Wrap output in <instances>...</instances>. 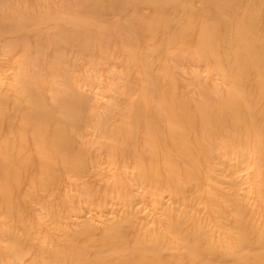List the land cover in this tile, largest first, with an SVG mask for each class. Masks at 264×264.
I'll list each match as a JSON object with an SVG mask.
<instances>
[{"label":"rangeland","instance_id":"rangeland-1","mask_svg":"<svg viewBox=\"0 0 264 264\" xmlns=\"http://www.w3.org/2000/svg\"><path fill=\"white\" fill-rule=\"evenodd\" d=\"M119 1L115 11L112 0H0V119L40 118L34 94L54 116L73 91L93 95L96 107L70 157L79 167L27 165L34 185L14 195L26 208L0 216V264H264V0H244L234 16L221 0ZM132 1L140 8L125 12ZM211 18L218 56L192 45L191 23ZM57 29L94 44L54 43ZM179 109L209 116L188 127L192 160L168 144L176 129L166 116ZM69 120L59 137L76 141ZM47 128L25 139L51 142Z\"/></svg>","mask_w":264,"mask_h":264},{"label":"bare ground","instance_id":"bare-ground-1","mask_svg":"<svg viewBox=\"0 0 264 264\" xmlns=\"http://www.w3.org/2000/svg\"><path fill=\"white\" fill-rule=\"evenodd\" d=\"M105 1H108V0H105ZM150 2H151V0H150ZM152 2L159 3V0H153ZM243 2H244V0H221V2L217 4V7L220 8V10L226 11L228 14H231L232 16H234V15H236L237 10H235L233 8L237 9V7L243 5ZM81 3L82 2H79V4H81ZM128 3H126L124 6L125 12H128L129 9L131 8V6H136V8H140L139 5L142 4V2H140L141 3L140 4V3H137L134 1L130 2L129 4ZM109 6L112 10L117 11L118 9H121L123 7V3L120 2L119 0H112V3L109 2ZM161 6H163V5H161ZM198 11L199 10L195 7L191 8V6H189L188 8H186V12H189V14L194 16V17H196V14L199 13ZM245 12L247 15V13H248L247 8H245L242 12L240 11L242 16L245 14ZM95 13L100 18L106 17V15L103 14L102 10L99 7H96ZM171 14H172V12H171ZM171 14H169V15H171ZM174 14L177 15L178 13H174ZM245 17L244 18L241 17L240 20L242 21V23H243V20L245 19ZM136 21H137V19H136ZM217 21L218 20L216 18H211L207 25L199 26V28L195 27V24L193 22L191 23L190 27L195 28L194 29L195 33L192 35V38H193V36H195V40H193L192 45H194L197 50H200V49L205 50L206 46H207L209 48V49H207V51L210 54L218 56L216 54V51H217V49H219V44L221 45V41H222L221 40V33H220L219 29L216 31L212 27V26H214L215 23H217ZM170 29H172V28H170ZM151 30H153V29L151 28ZM56 31H58V32H55V34H57L56 35L57 39L54 41V43L65 44V46L67 45L68 47H75L79 51H85L89 47H91V45L94 44V40H92V39L90 40L89 37L87 36V34H84L81 31H61L59 29H57ZM241 32H242V36H248V37L252 36V32H251V34H249L248 31L245 32L244 29H242ZM35 35H36L35 38L36 37L41 38L43 36L42 33H37ZM105 36H109V38H111L113 36V33L107 32V34ZM170 41H173V35L168 37L167 42L170 43ZM47 42H48V40H47ZM194 46H192V47L194 48ZM215 60H217V59H215ZM92 96H88L87 94H84V93L78 94L76 91L71 92V94H69V95L62 96V100L64 102L69 103L70 106L64 107L61 110V113L63 114V116L59 117V116L52 115L53 111H52L51 107L48 106L45 102L41 101L37 97V95L34 94L33 95V103H34L36 109L41 112L40 118L35 119L33 121H21V122H18L19 125L18 124L15 125V123H13L12 120L0 119V121H4V123H5L0 128V151L2 152V150H3L4 152H2V153L5 154L4 156H0V166L2 169H4L3 171H5V169H7L9 167H12V172H13L12 176L7 177V178L3 177L4 172L2 174L0 173V175H2L0 177H3V179H0V216L1 217H4L6 215H10L11 213L14 214V212L18 213L21 211V208H23V207L26 208V202L21 201V200L19 201L18 198L14 197V195H15V193H17L19 188L21 190H24V191L25 190L29 191L32 189V187H29V186H31V184L34 185V183L32 181H31V184L29 183L30 180H33V179L29 178L30 174L25 173V170H27V168H26L27 165H29L30 167L38 166V165H40V166L44 165L45 167H38V168H40V169L43 168L44 171L46 170L47 172L53 170L52 168L53 167L56 168L57 166H59L58 172L60 170V167H63L65 169L66 168L67 169L68 168L74 169L75 167L76 168L79 167V165L81 163L79 164V162H76V159H75V158H77L76 156L74 157V159H75V161H74V159H73L74 154L73 153L75 152V146L80 144L77 142L78 141H85V140H87V137H89L88 136L89 132L86 131L87 128L85 126L89 125L91 123V121L93 120V118H95V116L92 115L91 117L88 116V118H87L86 115L89 114V111L93 110V108H96L95 106H90V104H89V102L92 101V99L94 98V96L93 97ZM4 104H5L4 100H2L0 98V110L4 106ZM170 113L171 112L168 113V116H166V118L168 119V122L170 123L171 131L176 129V132L170 134L169 137L167 138L168 142H170V143H168V144H170L169 147L172 148V145L175 146L176 150L179 151V153H181L180 154L181 157L183 155L184 158H187V159L190 158L191 160L197 158V156L191 151L192 148L195 149V142L191 139V133H190L188 127H189V125H191L190 123H194V122L201 123V122H205V121L207 122L209 116L206 114H203V112L199 113V114H195V113H191V112L189 113V111L186 109H179L178 111L175 110V113H173V112L171 114ZM169 114H170V116H169ZM0 115H2V114H0ZM67 119L68 120L70 119L67 126L71 130L74 131V134H76L78 136V139H76V141L73 138H71L72 137L71 134H69V136L65 135L66 137H64V138L59 137V134H61V133L63 134L64 132L67 131L66 126L64 127V125H60L62 121L64 122V120H67ZM39 126L43 127V128L48 127L47 130L50 129L49 133L46 135L49 138L52 137L51 142H50V140H48V142L45 140L43 141V138H46V136L42 137L40 140L33 139V138L32 139H25L29 135L31 136L32 134L39 135V133L35 132L37 130V128H39ZM4 131L7 132V135H8L7 137H5V136L1 137L2 134L5 133ZM11 132H12V134H11ZM44 133H45V131H44ZM151 140H153V138H151ZM153 142L155 143L154 140H153ZM36 152H42L44 154L40 153V156H37L34 159L31 158L28 160L27 156L30 158L31 156L35 155ZM71 155H73L71 158L72 160L70 159ZM94 156H95V154H94ZM40 157L45 158V160H47V161L44 160V162H43V158L40 159ZM122 161H123V158H122ZM138 161H139V159H138ZM123 163H125V162H123ZM139 163H140V161H139ZM154 163H155V158H152V160L150 161V164L153 165ZM140 165H143V164H140ZM2 169H1V172H2ZM34 169H35V167H34ZM29 170H30V168H29ZM39 172H41V170H39ZM39 172L36 173V176L40 174ZM75 172H77V171H75ZM43 174H44V172H43ZM7 175L9 176V174H7ZM45 175H47V174H45ZM81 176H83V174ZM40 177H43V176H40ZM8 178H10V179H8ZM38 179L39 180L37 183L39 185L40 178H38ZM41 179H43V178H41ZM36 180H37V177H36ZM48 180H51V179H48ZM74 180L76 181L77 179H74ZM84 181H86V180H84ZM104 184L105 183H103V186H104ZM27 185H29V186H27ZM56 186H57V184H56ZM21 187H23V188L27 187V188L23 189ZM40 187H38L37 189H39ZM67 187H69L68 184H67ZM53 190L55 191L54 188H53ZM109 190H110V188H109ZM24 191H22V193H24ZM99 193H101V191ZM102 194H103V192H102ZM32 195H33V193H32ZM46 195H45V197H46ZM73 195L74 194H72V196ZM83 196L85 197V193L83 194ZM64 197H65V195H64ZM97 197H99V194ZM79 198H81V196ZM70 199H71V197H70ZM82 199H81V201H82ZM48 200H50V199H48ZM101 200H102V197H101ZM109 200H111V198ZM64 208L65 207H63V209ZM64 210L66 211V209H64ZM120 240L121 239H119V242H120ZM121 242H123V239L121 240ZM35 250H37V249H35ZM102 260H104V258H102L101 261ZM82 263H86V261L84 259H82L80 261L76 260V264H82Z\"/></svg>","mask_w":264,"mask_h":264}]
</instances>
